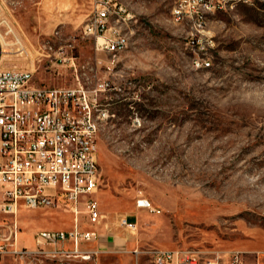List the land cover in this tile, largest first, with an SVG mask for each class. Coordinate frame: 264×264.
I'll return each mask as SVG.
<instances>
[{"label": "rangeland", "instance_id": "rangeland-1", "mask_svg": "<svg viewBox=\"0 0 264 264\" xmlns=\"http://www.w3.org/2000/svg\"><path fill=\"white\" fill-rule=\"evenodd\" d=\"M182 1L118 0L125 10L111 15L110 26L128 46L113 54L85 31L100 0H0L3 62L34 70L36 84L82 81L95 90L109 82L99 96L108 113L97 148L99 192L178 208L197 246L243 249L250 264H264V0H188L180 16L174 10ZM193 36L202 38L199 46ZM201 56L212 66L199 67ZM41 211L47 209L19 210V247L36 249ZM79 221L89 223L83 213ZM12 223V214L0 211L3 234ZM141 244L156 247L152 239ZM0 264L151 261L131 251L68 256L45 245L30 255L0 254Z\"/></svg>", "mask_w": 264, "mask_h": 264}, {"label": "built area", "instance_id": "built-area-1", "mask_svg": "<svg viewBox=\"0 0 264 264\" xmlns=\"http://www.w3.org/2000/svg\"><path fill=\"white\" fill-rule=\"evenodd\" d=\"M187 1L178 4L174 13L181 16V6H187ZM124 10L115 0H100L85 28L94 35L97 48L113 54L125 50V36L110 26L111 15ZM201 18L198 25L203 29ZM201 39L193 36L190 43L199 46ZM4 53L0 39V211L13 216L9 234L0 231V254L25 256L52 245L68 256H90L83 244L95 239L96 232L83 229L79 215L85 214L91 224L102 218L97 194L103 177L97 148L108 113L100 112L99 96L110 83L102 82L95 90L82 81L74 86L36 84L34 70L6 67ZM195 59L199 67L212 66L207 56ZM136 203L156 209L145 196ZM24 206L71 210L75 226L71 230H39L35 233L36 249L19 247L18 212ZM121 223L131 225L126 218ZM132 252L136 257L148 254L151 264H250L247 251L235 248L199 254L190 248L138 246Z\"/></svg>", "mask_w": 264, "mask_h": 264}, {"label": "crops", "instance_id": "crops-1", "mask_svg": "<svg viewBox=\"0 0 264 264\" xmlns=\"http://www.w3.org/2000/svg\"><path fill=\"white\" fill-rule=\"evenodd\" d=\"M97 196L100 200L102 218L96 224L80 223L83 229L96 232V238L91 240L94 241V248H87L86 244H83L84 249L91 251L90 254L103 250L132 252L134 248L143 246L142 241L149 239H152L157 248L167 250L190 248L201 254L214 249L197 246L189 240V235L184 230L185 224L189 223L188 218L178 208L164 210L152 202L156 209L151 211L139 207L134 194L125 199L116 197L109 190H102ZM36 209L47 211L39 212L34 240L35 233L39 230H71L75 226L74 215L70 210ZM122 218H126L131 225L122 224ZM160 234H167L171 239L164 242L157 237Z\"/></svg>", "mask_w": 264, "mask_h": 264}, {"label": "bare ground", "instance_id": "bare-ground-1", "mask_svg": "<svg viewBox=\"0 0 264 264\" xmlns=\"http://www.w3.org/2000/svg\"><path fill=\"white\" fill-rule=\"evenodd\" d=\"M118 2V0H115ZM118 4H121L118 2ZM122 5V4H121ZM123 7V5H122ZM185 6H181V12H182V8H184ZM124 9V7H123ZM120 36H125V40H124V49H126V47L128 46V38L125 34L120 32ZM197 65H198V61H196ZM108 111V110H107ZM100 112H106V109L102 108V104H100ZM89 256H86L85 258H88Z\"/></svg>", "mask_w": 264, "mask_h": 264}]
</instances>
